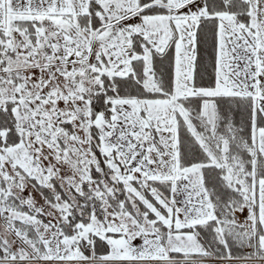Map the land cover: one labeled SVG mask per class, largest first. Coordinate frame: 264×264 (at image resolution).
Returning <instances> with one entry per match:
<instances>
[{
	"label": "snow or ice",
	"instance_id": "snow-or-ice-1",
	"mask_svg": "<svg viewBox=\"0 0 264 264\" xmlns=\"http://www.w3.org/2000/svg\"><path fill=\"white\" fill-rule=\"evenodd\" d=\"M0 264H264V0H0Z\"/></svg>",
	"mask_w": 264,
	"mask_h": 264
}]
</instances>
